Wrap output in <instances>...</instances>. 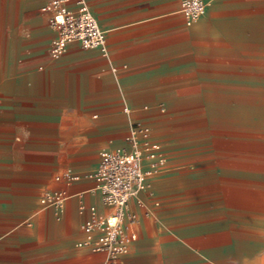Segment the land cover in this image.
I'll return each instance as SVG.
<instances>
[{
	"label": "crops",
	"instance_id": "1",
	"mask_svg": "<svg viewBox=\"0 0 264 264\" xmlns=\"http://www.w3.org/2000/svg\"><path fill=\"white\" fill-rule=\"evenodd\" d=\"M47 1L0 0V264L105 262L79 245L91 208L107 211L89 175L134 122L166 161L131 200L123 264H261L264 0H207L192 25L181 0H87L107 55L72 42L56 59ZM210 98L233 117L194 137L186 115ZM68 170L80 179H57ZM55 189L62 210L41 202Z\"/></svg>",
	"mask_w": 264,
	"mask_h": 264
},
{
	"label": "built area",
	"instance_id": "2",
	"mask_svg": "<svg viewBox=\"0 0 264 264\" xmlns=\"http://www.w3.org/2000/svg\"><path fill=\"white\" fill-rule=\"evenodd\" d=\"M208 5L207 0H181L180 11L187 25H192L203 16ZM42 11L48 13L49 26L55 31L48 49L51 58L56 59L66 53L72 42L79 43L85 49L99 48L107 55L106 31L87 0H48L42 6ZM125 110L129 112L128 107ZM126 141L127 147L103 151L97 169L89 175L95 179L107 211L99 213L96 207L91 208V217L82 225L85 237L79 245L105 253L103 264H123V257L138 237L132 229L138 218L131 208V200L147 187V178L157 173L166 161L149 146V131L141 122L132 124ZM146 158L150 159L148 163L145 162ZM61 178L67 184L80 179L69 170L57 176V179ZM68 197L66 189L47 190L41 202L62 210Z\"/></svg>",
	"mask_w": 264,
	"mask_h": 264
},
{
	"label": "rangeland",
	"instance_id": "3",
	"mask_svg": "<svg viewBox=\"0 0 264 264\" xmlns=\"http://www.w3.org/2000/svg\"><path fill=\"white\" fill-rule=\"evenodd\" d=\"M228 99H205V102L201 107H197L193 110L192 113L187 114L188 118L193 117L195 119V125L192 126L194 130H191V133L194 137L197 138H204L207 135H214L216 132V123H225L227 122L230 117H233L231 114L227 113H216L214 110L216 109L217 105H226ZM252 102L257 105L258 99H252ZM239 117L245 116L248 122H258L259 114L258 113H250V114H240L237 115ZM264 264V260L261 262Z\"/></svg>",
	"mask_w": 264,
	"mask_h": 264
}]
</instances>
